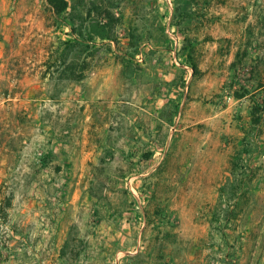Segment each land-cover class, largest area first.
I'll use <instances>...</instances> for the list:
<instances>
[{
    "label": "crops",
    "instance_id": "0c3cea01",
    "mask_svg": "<svg viewBox=\"0 0 264 264\" xmlns=\"http://www.w3.org/2000/svg\"><path fill=\"white\" fill-rule=\"evenodd\" d=\"M150 2L144 20L137 10L127 15L114 8L122 21L111 37L87 32L97 16L92 13L86 20L87 10L72 7L70 1L59 17L47 3L43 8L19 3L0 7V231L8 227L14 232L9 242L0 237V264H216L210 261L216 252L202 243L203 200L181 202L172 216H150L138 211L140 200L125 208L116 196L130 192L139 197L132 182L127 186L129 176L133 180L162 172L171 142L168 120L180 115L188 80L219 73L220 54L226 53L206 26L209 18L216 19L212 0ZM257 3L237 0L231 9L245 15L244 38L263 19ZM73 13L80 17H71ZM49 16L61 22L58 30L49 24ZM138 21L144 24L143 34ZM206 29L201 37L209 49L205 55L199 53V35ZM57 33L63 44L89 46L92 55L80 52L75 76L66 69L71 56L45 76L17 73L16 64L30 56L15 48L31 44L38 50L42 42L52 41L53 53ZM252 49L251 40H242L237 52L252 57ZM39 57L29 62H41ZM232 61L230 56L228 74ZM192 62L200 73L194 74ZM213 177L210 171L201 175L199 187L215 189ZM176 217L178 243L153 251L144 240L147 234L152 230L163 239L165 223ZM92 220L97 226L90 252L77 242L88 238ZM263 237L247 231L235 257L230 254L221 264H264ZM124 238L137 240L134 250L120 249Z\"/></svg>",
    "mask_w": 264,
    "mask_h": 264
},
{
    "label": "rangeland",
    "instance_id": "374dc122",
    "mask_svg": "<svg viewBox=\"0 0 264 264\" xmlns=\"http://www.w3.org/2000/svg\"><path fill=\"white\" fill-rule=\"evenodd\" d=\"M20 1L0 0V7L18 3L31 7L46 6L45 0H27L22 4ZM69 1L72 7L87 10L104 0ZM111 1L115 9L118 8L120 11L123 8L127 15L129 10L131 12L134 9L139 12L142 20L148 17L150 0H124L118 7L116 3L120 0ZM212 1L213 16L216 19L209 18L206 26L216 40H221L220 44L224 52L226 51L220 54L222 57L218 67L220 72H212L208 76L192 77L188 80V90L185 89L186 96H183L184 104L180 115L174 120L171 118L168 120L167 135L171 142L162 162V172L153 173L154 175H138L133 180L129 176L126 179L127 186L129 188L132 182L139 197L135 195L133 197L130 192L116 196L121 207L125 206V208L128 203L130 208L131 203L133 205L140 200L141 206L137 208L138 211H146L150 216H172L181 209V202L203 200L202 207H199L200 218L203 219L201 224L205 226L202 243L216 252L215 255L214 253L211 255L210 261L221 264L222 261L229 259L230 254L232 258L235 257L239 241L247 231L264 234V114L258 126H254L251 121L254 102L264 98V89L259 86L260 82H264V24L261 23L262 20L264 21V0H256L261 6L263 19L258 20L259 23L248 31V38L243 36L245 15L236 14L231 10L235 8L237 0H227L224 5L218 0ZM218 3L220 4L217 5ZM160 4L158 2V5ZM74 16L76 13L71 15ZM48 20L50 25L54 24L57 27V30L61 27L58 19L49 16ZM89 22L90 32L103 34L92 20ZM138 24L141 28L139 32L143 34L144 24L141 21H138ZM207 29L200 30L199 35V53L205 55L209 49L206 48L201 37L203 33H207ZM242 40L246 42L251 40L253 47L251 52L255 55L250 57L244 56L240 50L237 52ZM63 42L61 35L57 33L53 53H51L52 41L42 42L38 50L31 44L24 48L16 47L15 49L21 51V54L28 53L27 56H30L23 57V61L16 64L17 73L27 71L45 76L48 69L57 70L63 67L68 56H71L72 63L77 66L83 55L80 52L83 50L87 55L89 49L81 46L75 51L73 46L65 45ZM229 47L231 52L227 54ZM48 51L50 58L47 57ZM36 54H40L41 62H29ZM230 56L233 61L231 72L228 74L227 61ZM254 56L257 58L254 59ZM170 126L173 128L170 129ZM209 171L214 174L215 189L213 190L202 189L198 185L200 176L206 177ZM41 178L47 182V176ZM14 180L17 181V176L13 177ZM57 181L60 182L61 179ZM125 210L127 209L121 212ZM177 219L176 217L174 222L168 220V223H165L166 237L163 236V239L160 240L159 235L152 230L147 234L148 237L144 240L149 242L153 251L158 246L164 247L167 251L178 243L180 239L175 229L179 225ZM147 225L149 228L151 224ZM96 226L95 220L89 222L88 238L79 239L77 242L80 248L93 251L96 240L92 239L91 233ZM184 226L189 228L190 224ZM107 241L110 248L112 241L111 239ZM250 241L253 242L254 239ZM261 242L264 243V237ZM136 245V239L120 240L121 250L132 251Z\"/></svg>",
    "mask_w": 264,
    "mask_h": 264
},
{
    "label": "trees",
    "instance_id": "16d2710c",
    "mask_svg": "<svg viewBox=\"0 0 264 264\" xmlns=\"http://www.w3.org/2000/svg\"><path fill=\"white\" fill-rule=\"evenodd\" d=\"M123 0H120L118 3H116V7L119 6L120 2ZM47 6L51 8L55 14L59 17V15L67 10L70 7V3L68 0H46ZM92 13H95L97 16L95 20V26L100 29V32H102L104 37H111V35L114 33L115 28L117 25H119L122 21V18L120 16H117L114 12V6L112 4L111 0H104L100 4H95L93 7H90L87 9V14L85 16V19H89L92 15ZM76 17H80L76 15ZM85 19H82L84 22ZM72 30L74 32L77 31V29L73 26ZM87 32L90 33V31L87 30ZM88 34V33H87ZM89 39V34L87 35V40ZM187 44L193 43V41L190 38H187L186 40ZM65 45L73 46L74 50L78 49L77 44L66 42ZM89 49V46L86 47ZM90 53V54H89ZM92 55L91 52H87V55ZM192 68L194 70V74L200 73L198 70L197 65L192 62L191 63ZM75 64L71 63L69 66L66 67V69L71 73V76H75ZM254 73V72H253ZM260 88L264 89V82L259 83ZM264 114V98L261 100H256L253 104V108L251 110V121L254 126H258L261 123L262 115Z\"/></svg>",
    "mask_w": 264,
    "mask_h": 264
},
{
    "label": "built area",
    "instance_id": "2783aa9c",
    "mask_svg": "<svg viewBox=\"0 0 264 264\" xmlns=\"http://www.w3.org/2000/svg\"><path fill=\"white\" fill-rule=\"evenodd\" d=\"M0 237L3 240V242L5 243L9 242L11 241V238L14 237V232L8 227H5L3 231H0Z\"/></svg>",
    "mask_w": 264,
    "mask_h": 264
}]
</instances>
